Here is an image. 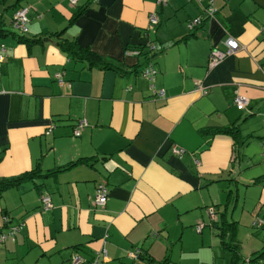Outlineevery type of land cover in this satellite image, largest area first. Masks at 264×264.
Returning <instances> with one entry per match:
<instances>
[{"label":"crops","instance_id":"0c3cea01","mask_svg":"<svg viewBox=\"0 0 264 264\" xmlns=\"http://www.w3.org/2000/svg\"><path fill=\"white\" fill-rule=\"evenodd\" d=\"M27 5L24 35L12 19ZM215 6L208 17L204 4L188 0H0L10 33L0 37V178L38 163L51 172L0 196V234L22 226L0 246V264H70L76 254L100 255L102 264H230L210 207L237 223L243 264H262L264 256L253 259L264 231L253 221L264 216V0ZM196 17L203 23L190 30ZM63 30L60 40H77L119 70L71 58L49 37ZM21 35L44 41L29 47ZM229 36L242 48L209 69L211 50L225 49ZM148 42L157 46L151 61ZM150 62L164 98L142 76ZM236 94L248 98L245 109ZM80 120L88 126L76 137ZM226 126L238 127V140L207 132ZM79 160L86 162L67 169ZM100 183L109 190L103 207L94 202ZM44 194L53 204L47 210ZM136 249L138 258L130 257Z\"/></svg>","mask_w":264,"mask_h":264},{"label":"built area","instance_id":"2783aa9c","mask_svg":"<svg viewBox=\"0 0 264 264\" xmlns=\"http://www.w3.org/2000/svg\"><path fill=\"white\" fill-rule=\"evenodd\" d=\"M168 1L169 0H158V4L166 5ZM188 1H194L200 4H204L205 5L204 10L208 17H213L217 12V8L215 6L216 0H188ZM69 2L71 5L76 6L79 0H69ZM30 10H31V6H28V5L22 6L18 10H16L13 16V19H12L13 27L24 35L27 34L29 30L28 24L30 22V17H29ZM159 22H160L159 14L153 12L150 15V23L152 24V27L157 26ZM202 23H203V17H196L194 19H191L188 22V28L190 30H194L198 26H200ZM262 34L264 35V28L262 30ZM224 45H225V49L223 50L219 48H213L211 50L210 55H209V62H208L209 69H212L213 67L217 66L222 61H224V59L227 56L236 53L238 50L242 48L241 44L232 36H229L225 40ZM146 47L148 49L147 52H148V56L151 61L154 55L156 54L157 46L152 42H148ZM140 53L141 52L139 50H127L126 51V55H139ZM5 58H6V48H5V45H1L0 46V65L5 61ZM157 75H158V70L152 62H150L142 70V76L146 78L148 81H150L151 88L154 94H156L160 98H164L165 97L164 89L156 90V87H155L156 86L155 81H156ZM57 76L58 78H60V81H61L60 74H57ZM196 89L202 95H206L208 93V89L200 81L196 82ZM234 102L239 110H243L246 108L248 104V98H246L243 95L236 94ZM87 126H88V122L86 120H80L74 129V135L76 137L80 136L82 130ZM173 151L175 154H178V155H182L185 152L184 149L178 148V147H174ZM263 151H264V146H263ZM108 197H109V190H108L107 185L105 183H100L96 191V198L94 200L95 205L101 206V207L105 206L108 201ZM41 201H42V209L44 210L50 209L53 206L51 197L47 194H44L42 196ZM208 212H209L211 221L217 218L216 210L214 207H210ZM4 220L6 224L9 223L8 217H4ZM253 225L264 231V216H259V215L256 216V218L253 221ZM202 227H203V224H199L197 227L198 231H201ZM21 228L22 226H11L8 231L1 233L0 234V246L8 239L15 240ZM140 253L141 251L139 249H136V250L130 251L129 256L133 258H138ZM99 256L100 255H97V257H95L93 260L87 261L83 256L76 254L72 257L70 264H102V261H100ZM105 256L106 254L104 251L103 257ZM262 264H264V261L262 262Z\"/></svg>","mask_w":264,"mask_h":264},{"label":"trees","instance_id":"16d2710c","mask_svg":"<svg viewBox=\"0 0 264 264\" xmlns=\"http://www.w3.org/2000/svg\"><path fill=\"white\" fill-rule=\"evenodd\" d=\"M85 9H79L77 12L73 14V17L71 19L70 23H74L76 19L81 16L84 13ZM64 31H59L54 34H51L49 37H57L58 38V45L62 48L64 52H66L68 55L71 56L74 60L82 61L88 63L91 67H98L101 69H117L114 64V61L111 58H106L101 55H98L95 53L90 47H84L81 44L78 43L77 40H67L63 39L60 40L61 36L64 34ZM10 34L6 29L4 28L2 21H0V37H5ZM15 34L16 33H12ZM18 36V35H17ZM20 41L25 42L29 47L36 43H43V39H37V38H26L23 35L19 37ZM121 71V70H120ZM207 132H210L211 134H225V135H231L234 139L238 140L240 131L238 127L236 126H226L222 128H216L209 130ZM82 162H86V160H79L74 163L69 164L67 167L70 168L74 165L80 164ZM64 169V168H63ZM59 170L54 171L53 173L58 172ZM49 173H44L41 165L38 163L35 168H33L30 171L24 172L17 176L12 177H3L0 178V196L7 190L18 187L24 183L27 182H34L37 179L44 178L47 175H50ZM212 226L218 230V235L221 239L222 245L231 253V262L230 264H243L244 258L241 255L240 247L238 245L237 241V223L236 222H230L226 218V212H219V215L215 220H212ZM264 256V250H262L258 256H256L253 261H257L259 258Z\"/></svg>","mask_w":264,"mask_h":264}]
</instances>
